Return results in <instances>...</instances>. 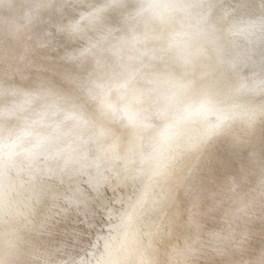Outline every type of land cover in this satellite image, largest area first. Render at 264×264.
<instances>
[{
	"label": "bare ground",
	"instance_id": "6f19581e",
	"mask_svg": "<svg viewBox=\"0 0 264 264\" xmlns=\"http://www.w3.org/2000/svg\"><path fill=\"white\" fill-rule=\"evenodd\" d=\"M145 2L0 0V264H264V0Z\"/></svg>",
	"mask_w": 264,
	"mask_h": 264
},
{
	"label": "rangeland",
	"instance_id": "374dc122",
	"mask_svg": "<svg viewBox=\"0 0 264 264\" xmlns=\"http://www.w3.org/2000/svg\"><path fill=\"white\" fill-rule=\"evenodd\" d=\"M58 69V67H57V64H55V69ZM113 75L114 76H117V74H115V73H113ZM151 97H152V100H154L155 98H156V95H155V93H153L152 95H151ZM204 98V95H203V93L201 92V91H197V92H195V94L193 95V96H190V99H191V101H195V100H198V99H203ZM45 109H48L47 107L45 108ZM98 123V122H97ZM76 160H78V159H76ZM96 173H97V175L99 176V177H101V174L98 172V171H96ZM67 178V177H66ZM55 179V181L53 182V180L52 181H49V182H45L44 181V184H43V186H42V188L41 189H43V187L44 186H46L45 187V191H47V190H50V184H52V183H54V184H56L57 185V177L56 178H54ZM67 181H74V179L73 178H70V177H68L67 178ZM5 182H4V180L2 181L1 179H0V188H5ZM48 193V192H47ZM48 198H49V195H48ZM47 199V198H46ZM6 201H11V199L10 198H7V200ZM6 201H4L3 202V204H1L0 203V206L1 205H5V203H6ZM225 203V202H224ZM252 207H254L253 208V210L254 209H256V208H258V207H260V203L259 202H252ZM119 216H120V214H118L117 216H116V222L118 221V219H119ZM7 227H9L8 225H7ZM247 231L249 230V229H246ZM162 233L164 234L165 233V237H166V239H167V247H166V249H165V253H168V255L170 256V255H172V251L174 250V249H176V251H177V253H180V251H181V247H178V246H176L173 242H172V240H171V235H172V229L170 228V229H168L167 231H165V228L164 229H162ZM103 238H105V234H104V236H103ZM104 241H105V239H104ZM218 241H220V242H223V244H225L226 245V243H229V241L230 240H228L227 238H223V237H220L219 238V240ZM14 241H13V239L8 235H6V240L4 241V243H3V250H4V252L6 253V254H8L11 250L13 251V249H14ZM115 244H116V241H115ZM103 246H104V242H103ZM160 248H158L157 250H156V252H155V259H157L158 258V256L160 255ZM221 252V250H216V251H214V254H221L220 253ZM164 257H165V254L163 255ZM154 259V260H155ZM217 260L218 259H211V261H210V264H217L216 262H217ZM180 262H181V258H176V264H180ZM55 264V263H54ZM98 264H103V261L101 262V263H98ZM104 264H134L131 260H128L127 262H125L124 260H120V262H117V260L116 261H111V262H106V263H104ZM146 264V263H145ZM162 264H165V263H163L162 262ZM169 264H173V261H172V257L169 259Z\"/></svg>",
	"mask_w": 264,
	"mask_h": 264
},
{
	"label": "clouds",
	"instance_id": "9594fccd",
	"mask_svg": "<svg viewBox=\"0 0 264 264\" xmlns=\"http://www.w3.org/2000/svg\"><path fill=\"white\" fill-rule=\"evenodd\" d=\"M164 6H165L164 0H146L144 4L145 8H158ZM162 87H167V85H162ZM117 115H119V113H117ZM67 118L73 119L74 123L76 122L74 113H69ZM11 149H12L11 137L7 135L0 137V161L7 158Z\"/></svg>",
	"mask_w": 264,
	"mask_h": 264
},
{
	"label": "water",
	"instance_id": "95a60500",
	"mask_svg": "<svg viewBox=\"0 0 264 264\" xmlns=\"http://www.w3.org/2000/svg\"><path fill=\"white\" fill-rule=\"evenodd\" d=\"M91 185L89 186L88 184H86V182H85V186L83 187L84 189H85V191L86 192H88V193H90L91 195L92 194H94V192L96 191V189L94 188V184H96V186H97V183L98 182H100V180L101 179H103V178H101L100 180H96V181H94V178H96V172H94V171H92V173H91ZM93 185V186H92ZM91 187H93V188H91ZM101 192H102V195H103V189H101ZM100 209V207H97V209H96V211L97 210H99ZM97 214H98V212H97ZM102 218V217H101ZM81 219V218H80ZM95 222H97V223H100V217L97 215V219L95 220ZM95 239V238H94Z\"/></svg>",
	"mask_w": 264,
	"mask_h": 264
},
{
	"label": "flooded vegetation",
	"instance_id": "af4514ba",
	"mask_svg": "<svg viewBox=\"0 0 264 264\" xmlns=\"http://www.w3.org/2000/svg\"><path fill=\"white\" fill-rule=\"evenodd\" d=\"M98 264V263H97Z\"/></svg>",
	"mask_w": 264,
	"mask_h": 264
}]
</instances>
